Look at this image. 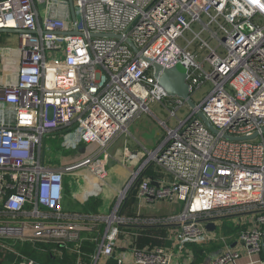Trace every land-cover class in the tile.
<instances>
[{"label": "built area", "instance_id": "obj_1", "mask_svg": "<svg viewBox=\"0 0 264 264\" xmlns=\"http://www.w3.org/2000/svg\"><path fill=\"white\" fill-rule=\"evenodd\" d=\"M73 3L81 29L68 0H0V30L18 31L17 45L0 47V264H45L38 256L72 264H175L188 253L190 264H239L243 256L264 264V0ZM37 4L45 6L43 20ZM59 7L68 11L57 15ZM153 63L184 65L192 98L210 85L196 104L218 134L196 111L178 119L188 104L167 95ZM155 102L177 126L160 122L163 137L110 212L85 211L106 187L109 146ZM256 133L252 140L224 137ZM53 134L62 136L64 153L83 147L87 153L49 167L46 141ZM81 175L89 187L72 209L66 181ZM134 190L139 201H181L182 209L149 217L139 205L129 216ZM241 216L236 233L213 235L223 219ZM154 226L169 227L164 243L128 232ZM210 243L223 244L221 253L197 263L190 246Z\"/></svg>", "mask_w": 264, "mask_h": 264}, {"label": "crops", "instance_id": "obj_2", "mask_svg": "<svg viewBox=\"0 0 264 264\" xmlns=\"http://www.w3.org/2000/svg\"><path fill=\"white\" fill-rule=\"evenodd\" d=\"M69 2L70 1L68 0V3ZM36 8L38 9L39 19L43 20L44 16L46 15L45 6L37 4ZM54 10L56 11L57 15L59 14L63 15L65 11H68L66 7H62V8L59 7ZM9 41L12 45L14 46L17 45L18 43L17 36L16 38L12 39V41L11 40ZM150 115H153V117L159 122H164L160 120V118L155 113H152V111ZM146 116H147V113H145L144 115L141 116V118L136 120L129 128V133L119 137L116 141H114L109 146L107 150L108 154L111 156V159L114 162V164L108 168V177L106 179V185L111 184V186H113L110 192V194L112 193L113 200L117 192L124 190L126 185L129 183L130 179L132 178L133 173L137 171L138 166L143 161V158L146 155V151L153 150L165 133L163 132L162 135L158 133L157 134L153 133V131L149 128L150 126H149L148 121L146 120ZM148 120L152 122L149 118ZM147 134H150V135H147ZM65 154H69L75 159L84 156L82 155L83 154L82 150L79 152L64 153L63 155ZM62 164H65V163H62ZM112 178L114 179V182L116 183L115 186L113 185V182L110 183ZM105 188L99 198L102 197L103 193L105 192ZM82 195L83 193L79 192L78 194L75 195V199L78 197L80 198V196ZM111 203L109 204L107 210H109ZM139 205H142L141 207H142L143 215L149 216V217H166L169 215L177 214L182 209L181 201L179 202L161 201V202L151 203V202H147L146 200L139 201L136 199V201L133 204L131 205L127 204L126 206L127 215L135 216V214H137V212L139 211L138 209ZM102 207H103V204H102ZM102 207L100 208V210L102 209ZM129 209L130 210L132 209L133 212L130 213ZM146 228L154 229L153 232L155 234L149 235V236L151 237V239L154 238L155 240L160 242V243L157 242L155 244L164 243V240L167 234L169 233V227H165V226L164 227H155V226L154 227H142L144 231L148 230ZM164 232H165V235L163 234ZM122 243H124V241ZM220 253H221V250L217 254H215L213 257H210L209 259H212L218 256ZM257 260H259V257L257 256H243L241 260L239 261V264H253ZM126 262L127 263L130 262L131 264H133L130 259H128V261ZM175 264H185V259L177 258L175 261Z\"/></svg>", "mask_w": 264, "mask_h": 264}, {"label": "rangeland", "instance_id": "obj_3", "mask_svg": "<svg viewBox=\"0 0 264 264\" xmlns=\"http://www.w3.org/2000/svg\"><path fill=\"white\" fill-rule=\"evenodd\" d=\"M73 2H74V0H73ZM69 8H70V13H71L70 2H69ZM74 11L76 14V21L78 22L79 28L81 29L83 27L82 16L80 15L79 9H77L76 6L74 7ZM14 38H16L15 34H7V33L1 34L0 35V47L4 46L5 44H8V43L10 44L9 40L12 41V39H14ZM63 57H64V52H60L57 54L58 59H62ZM209 89H210V85H205L203 88H201V90L197 94H195L193 96V101L195 103L200 102L203 99V97L206 95V93L209 91ZM149 108L152 111V113H155L160 118V120H162L164 122L165 121L168 122V127L170 129H174L177 126V123H178L177 120L175 118H170L169 110L165 106H163L161 103H158V102L151 103V104H149ZM191 110L192 109L189 106H185L182 110H180L178 112V119L179 120L185 119L189 115ZM148 118L152 122H150L148 120ZM146 120L148 121L149 126H150L149 128L153 131V133H155V134L158 133V134L162 135V133L165 132V128L162 127L160 122L158 120H156L153 117V115H150L149 113H147ZM147 135H150V134H147ZM61 142H62V136L58 135V134H53V135L49 136L47 141H46L45 158H46V164L49 167H57L62 163H68V162L72 161L73 159H75L74 157H72L69 154L63 155L64 151L61 150V145H60ZM81 150L83 153L82 155H85L87 153V150L85 147H83ZM82 173H85V172H82ZM112 182H113V185L115 186L116 183L114 182L113 178L111 179L110 183H112ZM88 187H89V182H87L84 179L83 175L79 176L78 179L77 178H68L66 181V200L69 204L67 206L69 208L74 209L73 204H74V200H75V195L78 194L79 192L80 193L85 192ZM112 187L113 186H111V184L106 185L105 192L103 193V195L101 197L103 199V207L100 210V213H102V214H106V213L110 212L109 210H107V208L113 200L112 199L113 198L112 193L110 194ZM129 212L132 213L133 210L129 209ZM252 218H253V215H247V219L249 221ZM241 219H243V216L237 217V218L236 217H229V218L223 219L219 230L213 232V235L217 236L219 232L226 231L228 227H229V229H232L233 232H237L239 230V228L235 226V223L240 221ZM191 256H192V254L188 253V259L185 260V264H190ZM127 264H131V263L128 262Z\"/></svg>", "mask_w": 264, "mask_h": 264}, {"label": "water", "instance_id": "obj_4", "mask_svg": "<svg viewBox=\"0 0 264 264\" xmlns=\"http://www.w3.org/2000/svg\"><path fill=\"white\" fill-rule=\"evenodd\" d=\"M71 5V13L72 18L75 21L76 15L74 11V3L73 0H69ZM17 34V30H11V29H3L0 30V34ZM71 34L78 35L80 34L77 30H74ZM130 45L133 46V44L130 42ZM134 50L136 48L133 46ZM153 67L155 69V77L159 80L160 86L165 90L167 95L169 97H178L183 99L188 106L193 110L197 112V115L201 118V120L204 122V124L215 134H218L219 131L210 123V121L206 118V116L200 111L197 110V104L193 101L190 85L188 84L187 78H188V71L187 68L182 64H177L173 68H163L157 63H153ZM262 132H264V127L262 129ZM225 138L230 140H252L256 139L258 137V134H254L252 136H245V137H232L224 135ZM114 164L113 160L110 158L108 162V166L111 167ZM208 230L213 232L216 230V226L214 224H208L207 226Z\"/></svg>", "mask_w": 264, "mask_h": 264}, {"label": "trees", "instance_id": "obj_5", "mask_svg": "<svg viewBox=\"0 0 264 264\" xmlns=\"http://www.w3.org/2000/svg\"><path fill=\"white\" fill-rule=\"evenodd\" d=\"M136 201V192L135 190L132 191V193L129 196V200H128V205L133 204ZM130 203V204H129ZM103 201L100 198H91L87 204L85 205L84 209L85 211L88 212H93V213H98L99 209L102 207ZM148 229V230H146ZM144 231L142 228H134L133 229H129L128 232L129 233H134V232H139L145 235L143 242L144 243H157L159 241L155 240L154 238L151 239V237L149 235H154L155 233L153 232L154 229H149L146 228ZM226 235H231L233 233L232 229H227L225 231ZM165 235V232L163 233ZM160 243V242H159ZM223 247V244L221 243H210V244H203V245H191L190 249L194 252L195 254V258H196V262L197 263H202L206 260H208L210 257H213L219 250H221ZM90 251H93V248H90ZM27 254L35 257V254L30 252L29 250L26 251ZM39 261H43L45 264H72L71 259L66 258L64 261H57V260H53L51 257H47L44 258L42 256H38L37 257ZM108 264H119V262L117 260L112 259Z\"/></svg>", "mask_w": 264, "mask_h": 264}]
</instances>
